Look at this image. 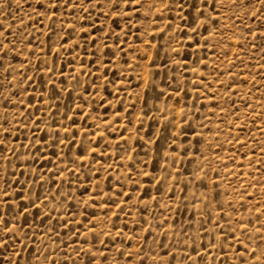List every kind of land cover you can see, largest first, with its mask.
<instances>
[{
    "label": "rangeland",
    "instance_id": "1",
    "mask_svg": "<svg viewBox=\"0 0 264 264\" xmlns=\"http://www.w3.org/2000/svg\"><path fill=\"white\" fill-rule=\"evenodd\" d=\"M0 264H264V0H0Z\"/></svg>",
    "mask_w": 264,
    "mask_h": 264
}]
</instances>
